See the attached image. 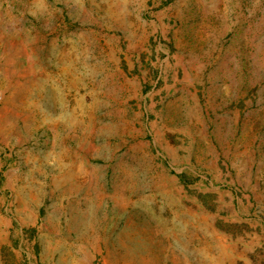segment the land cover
I'll list each match as a JSON object with an SVG mask.
<instances>
[{
    "label": "rangeland",
    "instance_id": "374dc122",
    "mask_svg": "<svg viewBox=\"0 0 264 264\" xmlns=\"http://www.w3.org/2000/svg\"><path fill=\"white\" fill-rule=\"evenodd\" d=\"M264 0H0V264H263Z\"/></svg>",
    "mask_w": 264,
    "mask_h": 264
},
{
    "label": "trees",
    "instance_id": "16d2710c",
    "mask_svg": "<svg viewBox=\"0 0 264 264\" xmlns=\"http://www.w3.org/2000/svg\"><path fill=\"white\" fill-rule=\"evenodd\" d=\"M264 264V263H263Z\"/></svg>",
    "mask_w": 264,
    "mask_h": 264
}]
</instances>
